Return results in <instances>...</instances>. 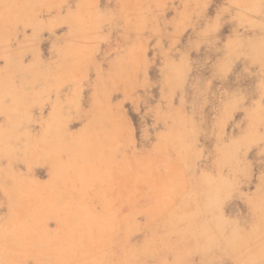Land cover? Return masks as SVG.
Returning a JSON list of instances; mask_svg holds the SVG:
<instances>
[{
  "label": "rangeland",
  "instance_id": "rangeland-1",
  "mask_svg": "<svg viewBox=\"0 0 264 264\" xmlns=\"http://www.w3.org/2000/svg\"><path fill=\"white\" fill-rule=\"evenodd\" d=\"M0 264H264V0H0Z\"/></svg>",
  "mask_w": 264,
  "mask_h": 264
},
{
  "label": "bare ground",
  "instance_id": "bare-ground-1",
  "mask_svg": "<svg viewBox=\"0 0 264 264\" xmlns=\"http://www.w3.org/2000/svg\"><path fill=\"white\" fill-rule=\"evenodd\" d=\"M36 191H39V190L36 189ZM37 193H38V192H37ZM37 196H38V194H37ZM10 197H11V196H10ZM18 223H19V222H18ZM26 224H27V223H26ZM15 225H16V224H15ZM17 227H18V226H17ZM27 227H28V225H27ZM12 230H13V228H12ZM14 231H15V230H14ZM16 235H17V234H16ZM212 238H213V237H212ZM228 240H229V239H228ZM228 240H226V241H228ZM227 243H228L229 245H232L230 241H228ZM226 253H227V252H226Z\"/></svg>",
  "mask_w": 264,
  "mask_h": 264
}]
</instances>
